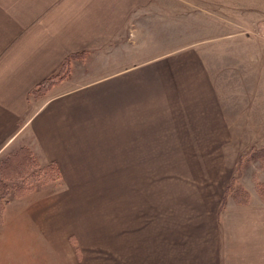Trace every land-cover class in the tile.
<instances>
[{
  "label": "crops",
  "instance_id": "crops-1",
  "mask_svg": "<svg viewBox=\"0 0 264 264\" xmlns=\"http://www.w3.org/2000/svg\"><path fill=\"white\" fill-rule=\"evenodd\" d=\"M239 22L263 24L264 3L0 0V154L29 146L62 175L0 210V264H264V200L225 199L243 145H264L246 84L264 41Z\"/></svg>",
  "mask_w": 264,
  "mask_h": 264
},
{
  "label": "trees",
  "instance_id": "trees-1",
  "mask_svg": "<svg viewBox=\"0 0 264 264\" xmlns=\"http://www.w3.org/2000/svg\"><path fill=\"white\" fill-rule=\"evenodd\" d=\"M75 54L74 56H76ZM70 56L61 65L60 70L42 81L33 93L39 95L47 90L54 81L63 79V70L68 68ZM46 86V87H45ZM244 155L240 154L239 159ZM257 160L264 167V145L254 149L249 153L247 161ZM240 169L235 166V173L231 177L225 199L233 197L239 205H247L250 200V191L240 182ZM61 171L55 162L47 161L29 146H21L16 150L6 151L0 154V210L11 199L26 195L37 186L45 183H58L61 181ZM256 189L264 200V181H258ZM225 201V200H224Z\"/></svg>",
  "mask_w": 264,
  "mask_h": 264
},
{
  "label": "rangeland",
  "instance_id": "rangeland-1",
  "mask_svg": "<svg viewBox=\"0 0 264 264\" xmlns=\"http://www.w3.org/2000/svg\"><path fill=\"white\" fill-rule=\"evenodd\" d=\"M258 1L264 3V0H258ZM191 7H193V6H191ZM186 8H189V7H186ZM241 8H242V6L237 1H235L234 10L238 11V12H241L242 11ZM239 23H240L239 27L241 29V33L247 34L246 30L244 28H242V26H244V25H241L242 24L241 22H239ZM256 25H258V24H256ZM178 34L179 33H176V35H178ZM181 35H183L184 38H185V35H187V34L183 32ZM248 35L252 36V38L254 37L256 39L264 41V37H262V36H256L255 34H252V33H249ZM244 37H246V36H244ZM246 39L250 40L248 37H246ZM220 43L221 42H214V43H212L213 46L210 48V51H212L211 56H213L214 58L219 59L218 62H220L221 59L223 57H225V53H226L223 44L222 43L220 44ZM259 43H260L261 47H262V44H264V42H261V41H259ZM204 45L207 46V43L204 44ZM257 45H258V43L255 45V47H253L254 44H248V46L245 47V49H244L245 50L244 54L245 55H249V53L252 52L253 55H255L257 50H258ZM206 49H209V48H206ZM142 50L143 49H141L139 51V53ZM170 50H171L170 48L162 49V48H158V47H153L151 49V48L148 47L147 48V53H148V57H149V56H151V54H154V55L161 54L163 52H167V51H170ZM235 50H237V54H235V55H241L243 53L241 48H238V49H235ZM141 60H143V58H141ZM74 68H73V65L70 62L69 65H68V68L66 70H63L60 74H62L63 78H65L67 75L71 74V71H73ZM81 70L85 71V69H81ZM81 70H77V72L81 71ZM59 77L60 76H57L56 78L62 79V78H59ZM72 77L76 78V75L73 74ZM237 81L240 83V80H237ZM236 83L237 82H235V88L238 87V85H236ZM257 83H258V81H246V84L248 85V87L255 88V89L260 88V91L258 92L259 95L256 94L255 97L252 96V103H253V99H256L257 101L260 100V102H262L260 107L264 108V80L262 81V83L260 84L259 87H258ZM220 86L222 87V84H220ZM223 87H228L225 84V82H223ZM44 91H46V90H44ZM234 97L237 98V99L240 98V96H238V95H235ZM250 98H251V95H250ZM249 142H251V139L249 141H247V143H245L243 145V147H247V148H244V151H243L244 158H243V156L241 157V159L238 158L236 163H235V166H236V168L240 169L239 173H241L240 182L239 183H241V184L244 183L245 184L244 186L250 191V193L252 195V199L255 200L257 198H260V195H259V193L257 192V189H256V184H257L258 181H264V167L261 164V162H259L257 160L247 161V157H249V153L251 151H253L254 149L260 147V146L257 147L255 145H250ZM159 163H160V161L158 162V164ZM195 163H196V161H169V167H173V168H179V167L180 168H188V167L194 166ZM152 178L154 179L156 177L153 176ZM123 182H128V181H126V177H123ZM51 183L52 182L39 185L32 192L35 191L34 193H36V194H43V193L47 192L49 189H51L53 187V184H51ZM234 202H236V201H234ZM76 242L77 241L74 240L75 245H76Z\"/></svg>",
  "mask_w": 264,
  "mask_h": 264
},
{
  "label": "built area",
  "instance_id": "built-area-1",
  "mask_svg": "<svg viewBox=\"0 0 264 264\" xmlns=\"http://www.w3.org/2000/svg\"><path fill=\"white\" fill-rule=\"evenodd\" d=\"M248 33L255 34L256 36L264 37V23L261 25H254L246 29Z\"/></svg>",
  "mask_w": 264,
  "mask_h": 264
}]
</instances>
